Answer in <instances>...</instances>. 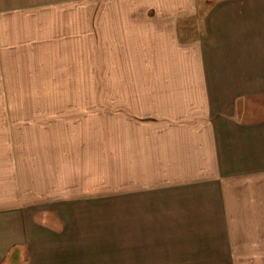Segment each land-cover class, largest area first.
Instances as JSON below:
<instances>
[{"label":"crops","instance_id":"0c3cea01","mask_svg":"<svg viewBox=\"0 0 264 264\" xmlns=\"http://www.w3.org/2000/svg\"><path fill=\"white\" fill-rule=\"evenodd\" d=\"M65 1L93 7L122 71L145 76L93 176L56 178L50 160L42 175L0 143V264L264 258V0Z\"/></svg>","mask_w":264,"mask_h":264},{"label":"rangeland","instance_id":"374dc122","mask_svg":"<svg viewBox=\"0 0 264 264\" xmlns=\"http://www.w3.org/2000/svg\"><path fill=\"white\" fill-rule=\"evenodd\" d=\"M65 2L0 0V143L16 146L18 157H39L42 175L52 170L42 165L50 160L56 178L93 176L92 162L107 159L112 146V111L130 96L139 99L133 92L145 74L122 71L126 58L114 54L107 25L91 23L93 7L73 11ZM186 22L185 39L193 36ZM202 27L195 25L196 34ZM232 260L264 258L246 253Z\"/></svg>","mask_w":264,"mask_h":264}]
</instances>
